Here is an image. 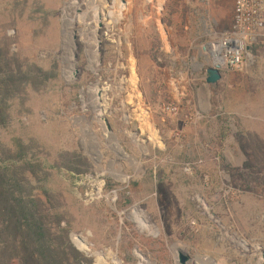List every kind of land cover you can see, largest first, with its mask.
<instances>
[{
    "label": "rangeland",
    "instance_id": "374dc122",
    "mask_svg": "<svg viewBox=\"0 0 264 264\" xmlns=\"http://www.w3.org/2000/svg\"><path fill=\"white\" fill-rule=\"evenodd\" d=\"M68 1L0 0V264H43L31 225L55 264H264V28L212 86L230 0Z\"/></svg>",
    "mask_w": 264,
    "mask_h": 264
},
{
    "label": "built area",
    "instance_id": "2783aa9c",
    "mask_svg": "<svg viewBox=\"0 0 264 264\" xmlns=\"http://www.w3.org/2000/svg\"><path fill=\"white\" fill-rule=\"evenodd\" d=\"M263 28L264 0H234L232 25L208 43L206 59H213L210 65L221 71L239 68L248 41L255 39Z\"/></svg>",
    "mask_w": 264,
    "mask_h": 264
},
{
    "label": "water",
    "instance_id": "95a60500",
    "mask_svg": "<svg viewBox=\"0 0 264 264\" xmlns=\"http://www.w3.org/2000/svg\"><path fill=\"white\" fill-rule=\"evenodd\" d=\"M69 1H70V0H69ZM69 1H68V2H69ZM66 3H67V2H66ZM73 33H74V32H69V31L67 30V19H66L65 16L62 15V27H61V36H62L61 46H62V50L64 49V47H65V45H66L67 43H68V45H71V42H72L71 37H72V34H73ZM55 58L60 59V60L63 61V62L65 61V56H64L63 54H62L61 56H55ZM204 66H205L204 63H200V64H199V67H200V68H202V67H204ZM202 77H203V79L205 80V82H206L208 85L216 86L217 82L222 78V71H221L220 68H218V67H216V66L208 65V66L206 67L205 72H204V74H203ZM83 117H84V115H81V116H75V117H71L70 120L73 122V125H74L75 127H76V126H77V127H80L79 124H78V121L81 120ZM104 119H105V122H106V124H107V128H108V130H110L111 132H113V129H112L111 125L109 124L108 120H107L105 117H104ZM80 129H81V127H80ZM81 132H82V129H81ZM133 133L136 134L137 132L134 131ZM80 144H81V146H82V147L85 149V151H86V148H87V147H86V143H85V140H84V137L82 136V134H81ZM138 147H139V149L141 150L142 153H145V151H146V147H143V146H138ZM110 150L113 151V152H115V150H113V149H111V148H110ZM122 152H123V153H126V155H127V161H128V162L130 163V165L133 167L132 159L135 158V156H133V155L127 153V152L125 151V149H123V147H121V151H119V153L122 155ZM86 153H87V155H92V154H94L95 156H91V158H92L97 164H99V163L101 162L102 157H103V154H102V152H101L100 147H97V149L95 150V152H92V154H91V153H88V152H86ZM111 162H112V159L108 161V163H107V168L110 167ZM117 190H118V189H117ZM117 190H114L113 193L116 194V193H117ZM111 208H112L113 210H115V211H118V209H117L116 206H112V205H111ZM210 217H211V218H214V217H215V213L211 212ZM214 219H215V221H216L217 223H219L220 225H222L221 222H220V219H218V218H214ZM226 233H228V231H227ZM230 235H231V236H235L236 234H235V233H232V234H230ZM240 240H241L243 243L248 244L244 239H240ZM174 247H177V248L179 249V255H178V260H177L178 263H177V264H189V261H193V258H192L188 253H186L182 247H178V243H173L172 248H174ZM256 248H257V246H256ZM195 256H197V257H201L202 254H200L199 252H197ZM204 256H205V255H204ZM205 257H206L207 260H209V261L211 262V264H216V261H215L213 258L208 257V256H205ZM154 263H156V262H154ZM156 264H158V263H156ZM209 264H210V263H209Z\"/></svg>",
    "mask_w": 264,
    "mask_h": 264
},
{
    "label": "bare ground",
    "instance_id": "6f19581e",
    "mask_svg": "<svg viewBox=\"0 0 264 264\" xmlns=\"http://www.w3.org/2000/svg\"><path fill=\"white\" fill-rule=\"evenodd\" d=\"M104 113H105L104 111H99L96 114V120L98 121V123L101 126L102 135L104 137L107 136V138H108L109 148L115 150V154L117 156V159H112V162H111V164L115 168L114 169L115 172L114 171H112V172L111 171H106V173L108 175L113 176L118 181L122 182L123 180L127 179L128 176L124 173V171L122 170V168L119 167V161H118V159H125V160H127V155H126V153H123V152H122V155L119 153V151H121V147H123V146L117 141L118 139L116 138L115 134L113 132H111L110 130H108L107 124H106L105 119H104V117H105ZM82 136H83V130H82ZM113 137H115L117 140H115V138H113ZM133 142L137 146H143V147H145L143 145V143L141 142L140 138L138 136H136V135H134ZM97 147H101L100 143L97 144L96 149H97ZM132 163H133V166H134L135 169H137V168L140 167V161H138L136 158H133L132 159ZM98 190H99V193L103 195V189L102 188H99ZM106 197H107V200H108L109 204L112 205V206H114L113 205L114 197L111 196V195H109V194ZM118 213H120V212H118ZM141 259L142 260H145V259H143V257H141ZM150 264H156V263L151 262Z\"/></svg>",
    "mask_w": 264,
    "mask_h": 264
},
{
    "label": "trees",
    "instance_id": "16d2710c",
    "mask_svg": "<svg viewBox=\"0 0 264 264\" xmlns=\"http://www.w3.org/2000/svg\"><path fill=\"white\" fill-rule=\"evenodd\" d=\"M172 11L174 10L173 5H172ZM186 12V9H185ZM1 106V105H0ZM1 108V107H0ZM10 168H4L2 164H0V176L4 175V172ZM3 172V174H2ZM5 186L7 187V184H5ZM9 189V188H8ZM17 217H20V214L17 215ZM31 228L34 230L33 233L36 235L37 241H39V246H38V253H40V257L43 261V264H55V262L49 257V255H47V251L44 249L41 237L43 238V230L41 229L40 225H37L35 227H33L31 225Z\"/></svg>",
    "mask_w": 264,
    "mask_h": 264
},
{
    "label": "crops",
    "instance_id": "0c3cea01",
    "mask_svg": "<svg viewBox=\"0 0 264 264\" xmlns=\"http://www.w3.org/2000/svg\"><path fill=\"white\" fill-rule=\"evenodd\" d=\"M218 1H220V0H216L215 2L217 3ZM219 8H221V6L219 7ZM226 9V11H227V8H225ZM217 10H218V8L217 7H215L214 9H213V11L215 12L213 15H212V20H213V22L215 23V24H217V20H218V18L219 17H221L222 16V13H220V11L217 13ZM229 15L226 13V15H225V17H229V20H227L228 22H230V20L232 19L233 20V13H234V0H230V4H229ZM207 16L208 17H211V13H210V9L209 10H207ZM228 19V18H227ZM228 22H226V23H228Z\"/></svg>",
    "mask_w": 264,
    "mask_h": 264
}]
</instances>
